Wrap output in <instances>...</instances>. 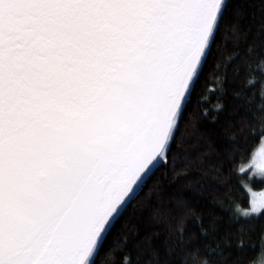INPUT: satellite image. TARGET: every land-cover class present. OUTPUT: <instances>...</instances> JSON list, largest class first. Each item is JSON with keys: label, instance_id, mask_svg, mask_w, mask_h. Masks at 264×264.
<instances>
[{"label": "snow or ice", "instance_id": "obj_1", "mask_svg": "<svg viewBox=\"0 0 264 264\" xmlns=\"http://www.w3.org/2000/svg\"><path fill=\"white\" fill-rule=\"evenodd\" d=\"M210 61L217 97L190 113ZM192 170L264 223V0H0V264H246Z\"/></svg>", "mask_w": 264, "mask_h": 264}, {"label": "trees", "instance_id": "obj_2", "mask_svg": "<svg viewBox=\"0 0 264 264\" xmlns=\"http://www.w3.org/2000/svg\"><path fill=\"white\" fill-rule=\"evenodd\" d=\"M226 56L227 53L222 54L220 60L218 61V63L221 65L220 72L225 70L224 57ZM233 71L234 69L228 70L229 87L225 103L227 104L228 111L234 114L233 118L251 120L253 116L259 115L255 104H245L246 100L251 99L252 93L246 91L241 84H237L232 80ZM217 75V69L213 67V62L210 61L209 65L205 69L204 75L202 76L201 83L198 85L197 93L194 96V102L192 105H190V113L196 112L198 114L200 112L202 105H199L195 102L198 97L203 95L205 99H216L217 93L215 90L218 85L215 83V81L217 79ZM237 97H241L242 99H237ZM206 127L215 126L209 125L207 121L204 120H201L198 129L194 127L191 122L186 124L185 129L183 130V136L187 138V143L189 146L197 142L198 135L203 134ZM203 149L204 145L201 142V147L199 150L202 151ZM191 150L193 152L197 151V149ZM207 159L210 160L211 157ZM183 179L193 182L199 181L200 185L205 187L206 194L204 204L206 208L215 213H219V218L215 221L218 235L223 236L226 232H228L233 237H235L238 232L244 235L245 245L247 247V254L245 257L246 264H252L259 257L264 247V223H247L244 221H235L231 218L229 212L222 211L221 201L224 200L223 195L221 193H214L208 188L209 185L216 183L213 174L210 171L206 175H202L196 170H192L189 175ZM233 196L242 202H246L247 200V194L238 188L234 190ZM225 207H227V205H225ZM235 260L236 257H229L227 264H233Z\"/></svg>", "mask_w": 264, "mask_h": 264}, {"label": "rangeland", "instance_id": "obj_3", "mask_svg": "<svg viewBox=\"0 0 264 264\" xmlns=\"http://www.w3.org/2000/svg\"><path fill=\"white\" fill-rule=\"evenodd\" d=\"M257 192L264 191V189H256ZM252 264H264V247L259 257Z\"/></svg>", "mask_w": 264, "mask_h": 264}]
</instances>
